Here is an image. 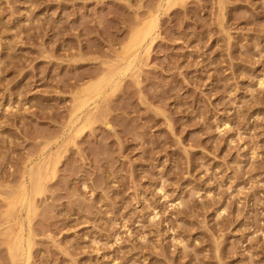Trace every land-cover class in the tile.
Instances as JSON below:
<instances>
[{
  "label": "rangeland",
  "instance_id": "374dc122",
  "mask_svg": "<svg viewBox=\"0 0 264 264\" xmlns=\"http://www.w3.org/2000/svg\"><path fill=\"white\" fill-rule=\"evenodd\" d=\"M156 2L0 0V264H14L4 223L29 160ZM262 77L264 0L162 14L139 83L110 95L36 197L32 264H264Z\"/></svg>",
  "mask_w": 264,
  "mask_h": 264
},
{
  "label": "bare ground",
  "instance_id": "6f19581e",
  "mask_svg": "<svg viewBox=\"0 0 264 264\" xmlns=\"http://www.w3.org/2000/svg\"><path fill=\"white\" fill-rule=\"evenodd\" d=\"M186 0H158L143 17L136 16L116 57L106 64V70L95 80L79 87L74 96L70 117L62 136L53 146L47 144L37 158L30 159L28 171L20 182L19 189L8 201V217L4 223L8 240V252L14 264H32L34 236L32 218L36 214V197L44 194L46 183L56 177L63 154L70 146H77L86 129L96 121L102 104L124 83L127 77L139 83L141 72L149 60L152 47L160 37L162 14ZM259 86H264V77ZM106 125L109 123L106 121ZM254 152L252 153V155ZM163 190V189H161ZM157 214L153 215L154 221ZM264 240V232L262 234Z\"/></svg>",
  "mask_w": 264,
  "mask_h": 264
}]
</instances>
